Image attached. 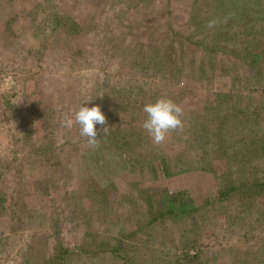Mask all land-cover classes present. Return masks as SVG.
<instances>
[{
    "label": "rangeland",
    "instance_id": "1",
    "mask_svg": "<svg viewBox=\"0 0 264 264\" xmlns=\"http://www.w3.org/2000/svg\"><path fill=\"white\" fill-rule=\"evenodd\" d=\"M258 27L259 0H0V264H43L64 247L66 264H120L90 250L132 220L145 227L123 250L134 264L193 245L198 264H264V192L217 199L229 179L264 177V154L230 161L264 138V46L242 49ZM160 96L183 107L184 127L155 145L143 107ZM89 98L110 127L97 125L95 150L62 126ZM182 191L198 211L149 222V197L169 205Z\"/></svg>",
    "mask_w": 264,
    "mask_h": 264
},
{
    "label": "trees",
    "instance_id": "2",
    "mask_svg": "<svg viewBox=\"0 0 264 264\" xmlns=\"http://www.w3.org/2000/svg\"><path fill=\"white\" fill-rule=\"evenodd\" d=\"M260 4L264 2V0H259ZM220 28L217 29V32H215L217 35L218 33L220 34ZM214 33V36L216 35ZM264 33V27H261L259 29V27L257 29H255L254 32H252L251 36H246V39L244 40V44H243V50L248 51L249 53H252V55L254 54L256 47H260L259 49H261L262 46H264V40H260L258 41V38L255 36H261ZM207 43H202V45H205ZM252 51V52H251ZM262 52H264V49L262 50ZM250 78H253L252 76ZM215 101H211V107L215 108V104L213 103ZM209 106V107H210ZM250 118V112H243L241 115V120L243 119H247L246 121H249ZM201 130L202 129H198L195 130L197 132V136L201 137ZM135 135L129 133L126 129V131H124L123 133V138L121 139L123 144L125 145V143L129 144L128 141L129 137H134ZM136 141H131V143L134 145ZM242 151H232L230 154V157L232 160L230 161H234L238 164L240 163H246L247 161L245 160L246 158L249 157V160L251 158L254 159V157H259V155H263L264 154V138H258V139H254L252 141L247 142L244 146H241ZM224 153V152H223ZM245 158V159H244ZM188 161V160H187ZM243 161V162H241ZM186 164H188V162H186ZM163 165L164 162H161L158 166L157 169L160 172L161 169H163ZM190 165V164H189ZM192 167V166H191ZM264 178V177H263ZM263 178H258L250 183L247 184L245 181L242 182H234L233 180H228V183L226 184V186H224L221 191L219 192V195L217 197V199L219 201L225 199V198H229L231 195H236L238 192L239 194L243 193V194H248V192H264V179ZM263 179V180H262ZM100 192H105V189L101 188L99 189ZM90 199H94V194H92V192L95 191H90ZM241 192V193H240ZM179 194H181L182 198L180 200V203H178V200H176V195L175 196H171L172 199L169 203V205L166 204L165 200H159V201H151V198L149 197V209H148V213H149V222L151 223H155L156 220L158 221L160 218H162L161 216H168L170 217L172 214L175 215L174 221L177 223L183 222L184 220L180 219V218H176L178 217V211H182L181 214L186 213L188 216L192 213H194V211H198L201 207V205L199 206L195 200L188 195L187 193H185V191L179 192ZM178 196V195H177ZM193 207V208H192ZM203 207V206H202ZM185 210V211H183ZM170 214V215H168ZM253 215V213H251V211L249 212V216ZM171 218V217H170ZM242 219H248V216L245 215L244 217H242L241 215L238 216V220H242ZM235 219H233L234 221ZM251 221V220H250ZM139 221H131V223L133 224L132 228H128L127 231H122L120 232L119 236L116 238H113V240H118L116 241V243H113V240L111 241V239H109L110 237H106L103 240H101V242L99 243V246L95 248V250H90V251H102V252H111L115 258H117L118 261H120V264H134V258L133 256H129V255H125L123 253V250L125 249L126 245L128 243H130L131 240H133L135 237L138 236V233L145 230V227H141V228H137L138 226H141L139 223ZM189 236V235H187ZM186 237V236H185ZM196 241V239H195ZM195 241H189L188 244H191ZM91 242V241H89ZM197 242V241H196ZM192 248H196V253H191V252H184L181 255H177L176 260L174 261H168L167 264H198V262H200L201 256H202V251L200 250V248H197L196 245L191 246ZM85 251L88 252V249L86 248V246L84 247ZM74 251L72 248H68V247H64L61 249V251L56 254L55 256H53L52 258H47L43 264H66V257L70 254H72Z\"/></svg>",
    "mask_w": 264,
    "mask_h": 264
},
{
    "label": "clouds",
    "instance_id": "3",
    "mask_svg": "<svg viewBox=\"0 0 264 264\" xmlns=\"http://www.w3.org/2000/svg\"><path fill=\"white\" fill-rule=\"evenodd\" d=\"M226 20L227 17L224 18L223 22ZM221 22L220 18H213L208 21L206 27L213 29ZM91 100L93 99H85L71 116L63 119L62 126L68 130L74 126H79L80 136L85 137L87 146L95 150L100 145V140L97 138V125L101 126L100 131L103 132V136L109 133L110 127H105L107 120L100 105L85 106L86 102ZM61 107L58 105L56 111H61ZM143 112L147 114V118L142 127L155 145L162 144L170 132L183 130V107L170 97L160 96L154 102L145 104Z\"/></svg>",
    "mask_w": 264,
    "mask_h": 264
}]
</instances>
